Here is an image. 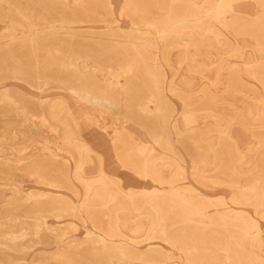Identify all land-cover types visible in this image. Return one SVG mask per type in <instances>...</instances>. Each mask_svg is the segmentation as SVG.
Wrapping results in <instances>:
<instances>
[{
	"label": "rangeland",
	"instance_id": "rangeland-1",
	"mask_svg": "<svg viewBox=\"0 0 264 264\" xmlns=\"http://www.w3.org/2000/svg\"><path fill=\"white\" fill-rule=\"evenodd\" d=\"M263 1L0 0V264H264Z\"/></svg>",
	"mask_w": 264,
	"mask_h": 264
},
{
	"label": "bare ground",
	"instance_id": "bare-ground-1",
	"mask_svg": "<svg viewBox=\"0 0 264 264\" xmlns=\"http://www.w3.org/2000/svg\"><path fill=\"white\" fill-rule=\"evenodd\" d=\"M259 1V0H258ZM225 2V1H224ZM264 2V1H263ZM226 3V2H225ZM136 4V3H135ZM195 7V6H194ZM218 9V8H217ZM194 11V10H193ZM155 16V15H154ZM157 17V16H156ZM136 19V18H135ZM149 20V19H148ZM240 20V19H239ZM78 22V21H77ZM236 23H238V22H236ZM69 24V23H68ZM180 32V31H179ZM244 32V31H243ZM178 34V33H177ZM204 34V33H203ZM239 34V33H238ZM246 34V33H245ZM240 35V34H239ZM253 36V35H252ZM225 37V36H224ZM173 43V42H172ZM225 43V42H224ZM178 44V43H177ZM174 45V44H173ZM216 45V44H215ZM175 46V45H174ZM224 47V46H223ZM171 48V47H170ZM217 49V48H216ZM229 50H230V48H229ZM237 65V64H236ZM240 66V65H239ZM226 72V71H225ZM227 72H229V71H227ZM261 75V74H260ZM239 76V75H238ZM228 83V82H227ZM238 84V83H237ZM236 84V85H237ZM248 85V84H247ZM240 88V87H239ZM225 90V89H224ZM212 93V92H211ZM225 94V93H224ZM216 97V96H215ZM210 98V97H209ZM261 99V98H260ZM86 100V99H85ZM43 103V102H42ZM41 103V104H42ZM253 103V102H252ZM255 105H256V103H254ZM263 104V103H262ZM56 105V104H55ZM194 105V104H193ZM259 106H261V104H258ZM7 106V105H6ZM57 106H59V105H57ZM257 106V105H256ZM4 107V106H3ZM3 107L1 108V109H3ZM261 107H263V105L261 106ZM6 108V107H5ZM49 108V107H48ZM264 108V107H263ZM262 109V108H261ZM5 110V109H4ZM13 110V109H12ZM161 110V109H160ZM255 110H256V107H255ZM3 111V110H2ZM53 111V110H52ZM162 112V111H161ZM61 114V113H60ZM48 116L47 117H49L50 118V120L51 121H58V119L59 118H57L56 116H53V114H50L49 112H48V114H47ZM242 115V114H241ZM69 116V115H68ZM59 117V116H58ZM244 121H246V120H244ZM61 121H58V123H54V126L55 127H60L61 128V139H62V141H63V143L64 144H66V145H69V146H72V147H75V141H76V139H78V138H76L75 137V134H73V132L70 130V128L68 127V125H66V121H65V123H60ZM228 122V121H227ZM226 122V123H227ZM71 123H72V121H71ZM74 123V122H73ZM62 124V125H61ZM23 125V124H22ZM28 125V124H27ZM26 125V126H27ZM75 125V124H74ZM24 126V125H23ZM53 126V125H52ZM73 126V125H72ZM250 126V125H249ZM262 126V125H261ZM54 127V128H55ZM251 127V126H250ZM213 128H214V126H213ZM217 128V127H216ZM32 129V128H31ZM212 129V128H211ZM222 129V128H221ZM75 131H77V129L75 130ZM32 132V131H31ZM35 133V132H34ZM117 133V132H116ZM177 133V132H176ZM76 134H78V132L76 133ZM122 134V133H121ZM125 134V133H124ZM262 136V135H261ZM56 137V136H55ZM81 137V136H80ZM113 141L115 142H117V144L115 145V146H113V151H114V155H115V157H116V161H117V163H118V165L120 166V168H124L126 171L125 172H127V171H130V172H133V171H135L137 168H139V169H141V171L142 172H144L148 177H150L151 179L150 180H152V181H155L156 180V177H155V174L153 173V169H152V167L154 166V164H153V166H152V164H151V161L148 159V158H146V157H142L141 159H139V160H137V162H135L134 160H131L130 159V157H128L127 155H126V149H125V146L123 145V141H117V138H114L113 139ZM260 141H261V139H260ZM82 142V141H81ZM63 143H62V145H63ZM125 143V142H124ZM159 143V142H158ZM227 146V145H226ZM136 148V147H135ZM73 149V148H72ZM74 150V149H73ZM81 150V149H80ZM135 150V149H134ZM139 151V150H138ZM87 152V151H86ZM128 152V151H127ZM229 152V151H228ZM74 153V152H73ZM135 153V152H134ZM231 153V152H230ZM76 154V153H75ZM227 154V153H226ZM153 155V154H152ZM146 156V155H145ZM262 156V155H261ZM264 156V155H263ZM262 156V157H263ZM132 157H133V155H132ZM260 157V156H259ZM135 158H137L136 156H135ZM153 161V160H152ZM101 165V164H100ZM75 169V168H74ZM73 169V170H74ZM77 169H79V167L77 166ZM138 170V169H137ZM180 173V172H179ZM141 174V173H140ZM119 174H117L116 175V177H114L113 179H112V186H113V188L115 189V191H113V192H119L120 194L121 193H123L124 191H123V189H124V187H125V182H121V180H119V179H117V178H119V176H118ZM264 175V174H263ZM78 176H79V173L76 171V173H75V177H77V179H78ZM99 176V175H98ZM83 179V178H82ZM221 179V178H220ZM86 180V179H85ZM101 180V179H100ZM105 180V179H104ZM107 180V179H106ZM261 181V180H260ZM75 182V181H74ZM109 182V181H108ZM76 183V182H75ZM104 183V182H103ZM106 183H107V181H106ZM110 183V182H109ZM82 184V183H81ZM253 184V183H252ZM48 186V185H47ZM110 186V185H109ZM105 187V186H104ZM106 188H107V186H106ZM109 189L110 190H112L110 187H109ZM75 191V190H74ZM84 192V191H83ZM107 192V191H106ZM28 194V193H27ZM107 195V194H106ZM23 196V195H22ZM124 196V195H123ZM108 197V196H107ZM110 197V196H109ZM165 198H166V196H164ZM124 198H125V196H124ZM167 199V198H166ZM91 200V199H90ZM151 200V199H150ZM167 201V200H166ZM126 203V202H125ZM124 203V204H125ZM139 203V202H138ZM166 203V202H165ZM83 204V203H82ZM135 204V203H134ZM148 204V203H147ZM77 205V204H76ZM89 205V204H88ZM140 205V204H139ZM153 205V204H152ZM151 205V206H152ZM165 205V204H164ZM123 206V205H122ZM129 206V205H128ZM137 206V205H136ZM76 207V206H75ZM84 207V206H83ZM127 207V206H126ZM125 207V208H126ZM152 207H154V205L152 206ZM118 208V207H117ZM119 208H121V207H119ZM129 208V207H128ZM156 208V207H155ZM74 209H76V208H74ZM157 209V208H156ZM120 210V209H119ZM123 210V209H122ZM128 210H130V209H128ZM134 210H135V208H134ZM148 210V209H147ZM154 211V210H153ZM159 211V210H158ZM34 212H36V210H33V213ZM113 212H114V210H113ZM116 210H115V214H116ZM146 212V211H145ZM151 212V211H150ZM143 213V212H142ZM141 213V215H143ZM144 214H146V213H144ZM154 214H156L155 213V211H154ZM130 215H131V213H130ZM137 215V214H136ZM147 215H148V213H147ZM153 215V214H152ZM157 215V214H156ZM155 215V216H156ZM113 216V215H112ZM139 216V215H138ZM137 217V216H136ZM152 217V216H151ZM159 217V216H158ZM4 218H5V216L4 215H0V221H2V220H4ZM113 218V217H112ZM131 218H132V216H131ZM135 218V217H134ZM8 220V219H7ZM134 220V219H133ZM149 220V219H148ZM153 220H155V219H153ZM218 220V219H217ZM151 224H152V222H150ZM154 225H155V223H153ZM150 225V224H149ZM153 227V226H152ZM149 230V229H148ZM180 231V230H179ZM186 232V231H185ZM218 232V231H217ZM171 233V232H170ZM181 233V232H180ZM175 234H176V231H175ZM185 235H186V233H185ZM146 236V235H145ZM169 236H171V235H169ZM113 237H115V235H113ZM112 237V238H113ZM149 237V236H148ZM173 237V236H172ZM176 238H179V237H176ZM249 238V237H248ZM116 239V238H115ZM169 239V238H168ZM188 241V240H187ZM181 242V241H180ZM188 243V242H187ZM185 244V243H184ZM216 245V244H215ZM103 247V246H102ZM105 249V248H104ZM189 249V251H190V248H188ZM250 254V253H249ZM191 255V254H190ZM250 256H251V254H250ZM223 257V256H222ZM197 259V258H196ZM201 259V258H200ZM193 260V259H192ZM225 260V259H224ZM195 262V261H194ZM193 262V263H194ZM201 262V261H200ZM203 262V261H202ZM231 262V261H230ZM199 263V262H198ZM224 263V262H223ZM232 263V262H231ZM230 263V264H231ZM220 264V263H219Z\"/></svg>",
	"mask_w": 264,
	"mask_h": 264
}]
</instances>
